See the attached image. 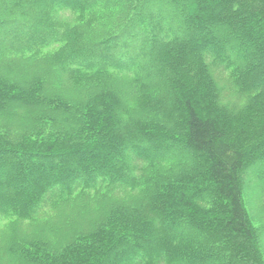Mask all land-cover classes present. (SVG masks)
Here are the masks:
<instances>
[{"label": "trees", "instance_id": "1", "mask_svg": "<svg viewBox=\"0 0 264 264\" xmlns=\"http://www.w3.org/2000/svg\"><path fill=\"white\" fill-rule=\"evenodd\" d=\"M0 38V264H264V0H0Z\"/></svg>", "mask_w": 264, "mask_h": 264}, {"label": "rangeland", "instance_id": "2", "mask_svg": "<svg viewBox=\"0 0 264 264\" xmlns=\"http://www.w3.org/2000/svg\"><path fill=\"white\" fill-rule=\"evenodd\" d=\"M144 6L148 8L149 4L145 3ZM144 19V18H143ZM142 19V20H143ZM140 21V20H139ZM224 27L222 25L217 26L215 29H213L212 34L220 35L222 33L223 35H230L227 32L224 31ZM9 38H0V43L2 42H9ZM251 43L246 42V45L244 47L239 48L235 53L239 55V58L244 61V56L247 53V49L251 48ZM222 48V47H219ZM224 55L228 58L236 57L233 56V53L223 52ZM151 72V76H154V70H149ZM154 79V77H153ZM217 87L220 90V104L232 114V118L234 119L233 125L237 127V125H241L244 128V132H246V142H255L260 137L261 134V128H260V122H261V116L257 115L256 112L254 114L252 113H245L243 111V107H245L247 104V98L246 96L237 90L235 86L231 83V78L229 76L225 75V78L218 77L217 78ZM243 117V119H241ZM169 148V147H166ZM170 149V148H169ZM264 176V161L256 162L253 166L249 167L243 174V182L245 186V192L244 195L245 199V206L248 212V215L250 217V220L252 224L255 226L257 230L258 235V244L262 253V256L264 258V203L259 200V194L258 189L260 182V176ZM261 176V177H262ZM101 208L98 206L94 209H91L89 212L85 213L82 212L79 215H74L73 222H72V228H85V223H90L92 220L96 217V215H100ZM56 224V223H54ZM183 228L184 225L180 224L178 226V230ZM187 236H184V238ZM190 237V236H188Z\"/></svg>", "mask_w": 264, "mask_h": 264}]
</instances>
